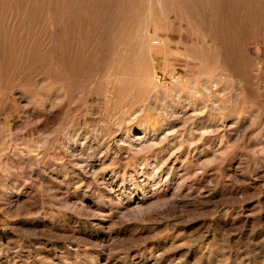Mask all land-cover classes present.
<instances>
[{
    "label": "rangeland",
    "instance_id": "rangeland-1",
    "mask_svg": "<svg viewBox=\"0 0 264 264\" xmlns=\"http://www.w3.org/2000/svg\"><path fill=\"white\" fill-rule=\"evenodd\" d=\"M0 264H264V0H0Z\"/></svg>",
    "mask_w": 264,
    "mask_h": 264
}]
</instances>
